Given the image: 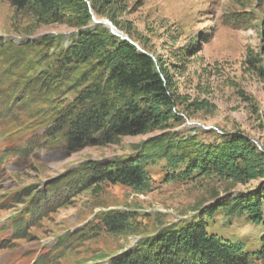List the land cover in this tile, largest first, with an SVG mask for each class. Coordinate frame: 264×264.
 Returning <instances> with one entry per match:
<instances>
[{"label":"rangeland","instance_id":"1","mask_svg":"<svg viewBox=\"0 0 264 264\" xmlns=\"http://www.w3.org/2000/svg\"><path fill=\"white\" fill-rule=\"evenodd\" d=\"M116 2L117 25L104 15L98 21L110 22L139 48L164 57L169 75H174L171 64L184 67L174 77L172 90L188 103H208L201 110L179 106L184 126L199 128L207 140L210 130L244 135L264 151V0ZM76 33L65 24H39L31 14L17 12L0 0V44L11 50L0 57V264H107L110 257L131 249L159 228L197 221L204 207L255 191L261 184L260 180L240 184L215 175L165 181V164L158 160L146 167L153 187L149 192L136 193L119 183L79 189L74 184L77 177L69 171L91 160L136 156L138 147L159 132L124 136L117 145H86L71 152L61 138L47 135L57 110L78 92L71 85L85 66L72 68L69 81L56 84L61 88L58 101L36 92L43 100L23 103L20 89L30 98L26 79H36L28 81L39 89L41 75L55 71L57 54ZM16 78L20 85L13 86ZM9 102L12 105L6 110ZM34 205L36 219L18 236L11 223L20 217L29 221L26 212ZM109 210L134 213L132 231L103 230L60 243L64 235H74ZM223 211L201 217L208 234L256 251L261 226L249 222L246 215ZM102 257L106 260H99ZM37 258L44 261L34 263Z\"/></svg>","mask_w":264,"mask_h":264},{"label":"trees","instance_id":"2","mask_svg":"<svg viewBox=\"0 0 264 264\" xmlns=\"http://www.w3.org/2000/svg\"><path fill=\"white\" fill-rule=\"evenodd\" d=\"M3 1L17 12L31 14L39 24H65L77 29L68 46L57 54L55 71L49 76L41 75L39 89L35 90L33 81H28H37L34 78L24 82L32 92L30 98L23 95V87L20 89L19 101L23 103L40 101L44 96L53 97L52 102L58 101L57 90L61 88L56 84L69 81L72 68L85 66L71 85L79 88L78 92L71 103L57 110L47 135L61 138L71 152L86 145H117L124 136L159 132L138 147L136 156L91 160L69 171V175L77 177L74 184L79 189L119 183L136 193L149 192L153 187L146 167L158 160L164 161L165 181L212 175L240 184L261 181L255 191L236 198H221L204 207L197 221L161 227L151 236L140 239L131 249L108 260L105 257L99 260H106L107 264H252L255 260H264V151L257 149L244 135H219L210 130L211 138L207 140L199 128L184 126L179 106H185V110H201L208 106L205 101H183L172 90L174 77L179 76L184 67L171 64L174 75H169L164 57L154 56L145 48L140 51L128 40L113 35L105 25L95 24L85 0ZM88 2L96 20L104 15L117 25L116 0ZM8 50L11 51L0 44V57ZM19 81L20 78H16L13 86L20 85ZM36 92L43 97L39 99ZM11 105L9 102L6 110ZM179 127L185 130L182 132ZM220 208L224 214L246 215L249 222L261 226L256 251H245L238 242L208 234L201 217H210ZM35 210L34 205L26 212L29 221L22 217L13 221L12 228L18 236L36 219ZM134 217V213L127 211L103 212L74 235H64L60 243H66L75 235L96 236L103 230L118 234L130 232ZM42 261L44 258H37L34 263Z\"/></svg>","mask_w":264,"mask_h":264},{"label":"water","instance_id":"3","mask_svg":"<svg viewBox=\"0 0 264 264\" xmlns=\"http://www.w3.org/2000/svg\"><path fill=\"white\" fill-rule=\"evenodd\" d=\"M86 1V0H85ZM93 22L95 23V24H102V25H105V26H108V28H109V30H110V32L113 34V35H115V36H117V37H119L120 39H127L125 36H123L121 33H119L115 28H114V26H112V24L110 23V22H108V21H98V20H96L95 18H93ZM128 40V39H127ZM131 44H134L133 42H131L130 40H128ZM135 46H136V48L138 49V50H140V51H143L141 48H139L136 44H134Z\"/></svg>","mask_w":264,"mask_h":264}]
</instances>
